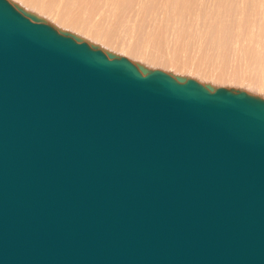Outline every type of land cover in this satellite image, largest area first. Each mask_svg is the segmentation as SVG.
<instances>
[{
  "label": "water",
  "instance_id": "1",
  "mask_svg": "<svg viewBox=\"0 0 264 264\" xmlns=\"http://www.w3.org/2000/svg\"><path fill=\"white\" fill-rule=\"evenodd\" d=\"M143 71L0 0V264H264V100Z\"/></svg>",
  "mask_w": 264,
  "mask_h": 264
},
{
  "label": "bare ground",
  "instance_id": "2",
  "mask_svg": "<svg viewBox=\"0 0 264 264\" xmlns=\"http://www.w3.org/2000/svg\"><path fill=\"white\" fill-rule=\"evenodd\" d=\"M8 1L29 18L35 17L38 21L50 24L62 34H69L78 41L83 40L89 46L101 49L107 56L128 58L142 72H144L143 69L162 70L180 81L193 78L201 85L211 87L212 90L224 87L236 92L240 89L264 100V80L261 82L258 77H262L264 71V0ZM45 3L49 5L54 3L56 6H47ZM63 5L68 7L66 9H69L67 13H71L70 15L66 14L67 10ZM49 7L50 10L52 7H57V13L62 12V16L65 13L69 19L65 16L62 18L61 14V17L55 15L56 13L50 14ZM58 8L61 10L63 8L64 11ZM71 15L93 17V20H97L96 24L113 27L123 32L122 34H128L130 38L137 35V38H141L142 41L138 39L135 41L142 42L140 45L144 44L143 40L147 43L143 47L135 45L137 50V47L146 49L147 45L153 49L147 47L146 51L141 49L143 52L140 50L141 52L136 53L128 45L122 46L123 43L122 45L117 43L118 39L114 40L117 38L116 35L109 36L110 33L107 32L108 39L98 35V31H94L97 29L92 27L91 29L92 25H85L86 19L81 16L79 17L85 19V22H79L84 24L78 26L75 23L78 19L74 17L73 21ZM105 25L100 26L108 29ZM110 38L113 40L110 41ZM123 38L121 40L126 39L127 36ZM132 43L131 45H134ZM118 44L122 46L121 49ZM190 54L194 57L196 55V58H194L195 61L190 60L189 64L188 60L192 58V56L189 58ZM198 57L207 59L208 62L205 61L208 65H204L205 63L201 60L199 61L201 64L193 63L198 61ZM238 64L245 67L251 66L252 68L248 67L251 69L253 66L259 67L257 76L253 72L250 74L253 75L250 76L251 78L256 76L254 78L258 80V84L251 82L254 78L247 83V79L244 78L245 81L240 78L241 74L238 72L236 73L239 77L236 78L237 75L234 76L233 73L237 69L234 67ZM237 70L240 71L239 67Z\"/></svg>",
  "mask_w": 264,
  "mask_h": 264
},
{
  "label": "rangeland",
  "instance_id": "3",
  "mask_svg": "<svg viewBox=\"0 0 264 264\" xmlns=\"http://www.w3.org/2000/svg\"><path fill=\"white\" fill-rule=\"evenodd\" d=\"M47 3H48V2H47ZM47 3H45V4H47ZM45 4H44V5H45ZM49 4H50V2H49ZM49 4H47V6H48ZM51 5H52V6H53V5L56 6V4H54V3H53V4L51 3ZM51 5H49V6H51ZM54 6H53V7H54ZM53 7H52L51 10H50V7H49V10L51 11L50 14H52V13L55 14V13H56L55 15H59V16H60V14H61L62 12H61V13H57V10H56L57 7H56V8H53ZM63 7H64V9L68 8V7L64 6V5H63ZM47 8H48V7H47ZM47 8H46V9H47ZM53 9H55L56 11L53 10ZM58 9L61 10V8H58ZM49 10L47 9V11H49ZM52 10H53V11H52ZM60 10H58V11L60 12ZM62 10H63V8H62ZM62 10H61V11H62ZM66 10H67V9H66ZM68 10H69V9H68ZM68 10L66 11V14H68V13H67V12H69ZM63 11H64V10H63ZM70 14H71V13H70ZM70 14H68V15H70ZM61 16H62V14H61ZM61 16H60V17H61ZM64 16L68 18V16L65 15V13H64ZM64 16H62V18H63ZM71 16H72V15H71ZM79 16H81L82 18H85V19H86V23H85V25H86V24H89V25H87V26L92 25V26H90V28L92 27V28L97 29V30H94V29H93V30L96 31V32L98 31V33H99L98 35H101V36L107 38L106 36H108L109 33H110V34L112 33L111 35L109 34V36H113V35L115 36V35H116L115 37H117V38H114V40H115V39H118V40H117V43H121V45H122V43H123L122 46H124V45H128V47H129L132 51H133V50L136 51V53L142 49L141 47H140V48L137 47V48H138V50H137L136 47H135V45H138V46H139L140 44H142V42H138V40H140L141 38L138 39V38H137V35H135L136 37H131V38H130L128 34H127V35H126L125 33L122 34L123 32L121 33V31H117V29L115 30L113 27H109L108 25L101 24L99 21H98V23H100V24H96V23H97V22H96L97 20H96V19L93 20V17H90V18H89V17L83 16V15H79ZM79 16H74V17H76V18L78 19V20H77V19L75 18V19L77 20V22H75V23L78 24V26H82L84 23L82 24V23H79V22H81V21H82V22H85V19H82V18L79 17ZM74 17L72 16V19H73ZM68 19H69V18H68ZM76 20H75V21H76ZM91 20H92V22H91ZM73 21H74V19H73ZM87 21H88V22H87ZM81 24H82V25H81ZM100 25H103V26L105 25L106 27L108 26V29L105 28V27L103 28V26H100ZM99 26H100L101 28H100ZM98 27H99V28H98ZM86 28H87V27H86ZM92 28H91V29H92ZM106 29H107L108 31H106ZM111 29H113V31H115V32H113ZM88 30H89V28H88ZM93 30H90V31L93 32ZM118 30H119V29H118ZM103 31H105V32H103ZM107 32H109V33H107ZM94 33H95V32H94ZM94 33H92V34H94ZM114 33H115V34H114ZM96 34H97V33H96ZM106 34H107V35H106ZM117 34H118V35H117ZM119 34H120V35H119ZM121 34H122V36H121ZM123 35H126L127 38H128V40H127V38L124 39L126 36H123ZM120 36H121V37H120ZM123 37H124V38H123ZM138 37H139V36H138ZM112 38H113V37H112ZM121 38H123L124 40H121ZM107 39H108V38H107ZM119 39H120V41H119ZM135 39H138V40H136V41L138 42V44H137V42L135 41ZM112 40H113V39H112ZM112 40H111V38H110V41H112ZM126 40H127V42H126ZM115 41H116V40H115ZM115 41H114V42H115ZM118 41H119V42H118ZM130 41H131V43H132V42H135V43H132V44H134V45H131ZM140 41H142V40H140ZM117 43H114V44H117ZM143 43H144L145 45L147 44V43L145 42V40H143ZM144 44H143V45H140V46L143 47V46H145ZM119 45H120V44H118V46H119ZM121 45H120V48H119V49H121V47H122ZM147 47H148V49L151 48V46L147 45V46H146V49L143 48L142 50L144 51V49H145V51H146V50H147ZM149 47H150V48H149ZM125 48L127 49V46H126ZM130 49H129V50H130ZM151 49H153V47H152ZM154 49H155V48H154ZM142 50H141V51H142ZM141 51H140V52H141ZM143 51H142V52H143ZM138 53H139V52H138ZM191 56H192V55L190 54L189 58H190ZM189 58H188V59H189ZM192 58H193V59H192ZM192 58H190V59L188 60V61H189V62H188L189 64H190V60L195 61L194 58H196V55H195V57L192 56ZM199 58H200V59H199ZM197 60H198V61L193 62V63L199 64V63H200L199 61L201 60V61H203V62L205 63L204 65H208V63L206 64V61H205V60H207V59H204V60H203L201 57H198ZM212 61H214V60H212ZM198 62H199V63H198ZM207 62H208V60H207ZM200 64H201V63H200ZM237 66L239 67V70H240L241 72L237 70V69H238ZM237 66L234 67L235 69L237 68V69H236L237 71H236V70H235V71L233 70V71H234L233 75H234V76L237 75V76H235L236 78L239 77L238 74L236 73V72H238L239 74H241V75H240V78H243V79L246 78V79H247V81L244 79L247 83H248V82L250 83V80L253 79L254 77H256V76H257L256 74H258L257 72H258V70H259V67H256V66H255V67L257 68V69H256V68H254V66H253V69H254V70H253V69H251V68H252L251 66H248V67H251V68L245 67V65H242V64H238ZM246 68H247V69H246ZM249 69L251 70V71H250L251 73L249 72ZM260 70H262V68H260ZM252 72H253L254 75H256V76H254V77L251 78L250 76H253V75H250V74H252ZM259 72H260V71H259ZM261 73H262V71H261ZM261 73H260V75H261ZM244 75H245V76H244ZM262 75L264 76V71H263ZM263 76H262V77H261V76H258V77L260 78L259 81L262 82V80H264V79H263ZM261 78H262V79H261ZM254 80H255V78H254ZM254 80H251V82L253 81V83L256 82L255 84H258V82H257L258 80H255V81H254ZM259 83H260V82H259Z\"/></svg>",
  "mask_w": 264,
  "mask_h": 264
}]
</instances>
